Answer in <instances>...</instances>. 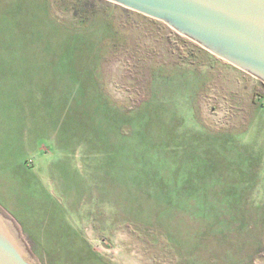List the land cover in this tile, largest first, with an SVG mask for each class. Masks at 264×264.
<instances>
[{"label": "rangeland", "instance_id": "1", "mask_svg": "<svg viewBox=\"0 0 264 264\" xmlns=\"http://www.w3.org/2000/svg\"><path fill=\"white\" fill-rule=\"evenodd\" d=\"M0 216L31 264H264V83L106 0H0Z\"/></svg>", "mask_w": 264, "mask_h": 264}, {"label": "water", "instance_id": "2", "mask_svg": "<svg viewBox=\"0 0 264 264\" xmlns=\"http://www.w3.org/2000/svg\"><path fill=\"white\" fill-rule=\"evenodd\" d=\"M161 21L264 83V0H106ZM0 216V264H31Z\"/></svg>", "mask_w": 264, "mask_h": 264}]
</instances>
